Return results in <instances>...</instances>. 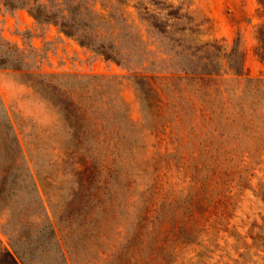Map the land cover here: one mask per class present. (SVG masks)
<instances>
[{
  "label": "rangeland",
  "instance_id": "rangeland-1",
  "mask_svg": "<svg viewBox=\"0 0 264 264\" xmlns=\"http://www.w3.org/2000/svg\"><path fill=\"white\" fill-rule=\"evenodd\" d=\"M39 1L0 0V264H264V0H87L117 61Z\"/></svg>",
  "mask_w": 264,
  "mask_h": 264
},
{
  "label": "trees",
  "instance_id": "trees-1",
  "mask_svg": "<svg viewBox=\"0 0 264 264\" xmlns=\"http://www.w3.org/2000/svg\"><path fill=\"white\" fill-rule=\"evenodd\" d=\"M94 1L96 0H93V2ZM100 1L103 2V0ZM109 1L110 0H105V3H108ZM116 1L122 2V0ZM61 5H63V7L55 8L54 3L48 0V2L39 1L36 3L34 2L33 4L21 3L15 6L27 8L30 14L34 17V19L38 21L53 22L55 24H58L61 31L65 35L75 37L80 45L101 49V53L106 58L114 59L117 61L116 53L113 52L112 40H106L102 35L93 34L92 29H90V27H92L93 25V28L96 27V24L99 23V21L97 20L102 19L105 21L106 18L98 14L96 11L92 10L87 0H63ZM90 12H92L97 18L94 24L92 22L93 19H91V21L85 19V15ZM258 29L264 31V23H262L258 27ZM105 48L111 49L107 51ZM259 56L261 58H264L262 55ZM242 70L243 59L241 58V60L239 61V65L234 67V72L236 74H240ZM2 264L19 263L16 261L15 258L9 255L8 259L3 261Z\"/></svg>",
  "mask_w": 264,
  "mask_h": 264
}]
</instances>
